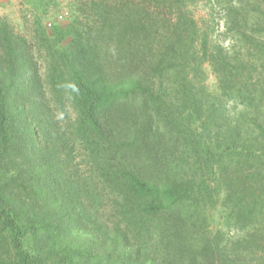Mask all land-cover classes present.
<instances>
[{
    "label": "trees",
    "instance_id": "16d2710c",
    "mask_svg": "<svg viewBox=\"0 0 264 264\" xmlns=\"http://www.w3.org/2000/svg\"><path fill=\"white\" fill-rule=\"evenodd\" d=\"M85 2L95 26L34 19L42 68L0 17V264H264V6Z\"/></svg>",
    "mask_w": 264,
    "mask_h": 264
},
{
    "label": "rangeland",
    "instance_id": "374dc122",
    "mask_svg": "<svg viewBox=\"0 0 264 264\" xmlns=\"http://www.w3.org/2000/svg\"><path fill=\"white\" fill-rule=\"evenodd\" d=\"M32 1L33 0H0V17H4L13 27L15 32H18L25 37L26 41L29 43V47L34 59L36 60L38 66L42 68L43 64L45 63L44 60L46 58V53L43 47L39 45V35H35V27L33 23L34 19L39 17L43 27L46 30H49L52 25L65 24L71 20L73 16L80 14L83 3H85L86 8H88L89 2H85L86 0H44L42 3V0H35L36 4L38 5V7L35 8ZM249 1L252 3L251 5L254 8L257 7L260 9V7L264 6V0ZM205 2L206 0H195V9L200 12L198 14L202 15V21L204 18L210 16L208 14L210 6ZM85 16V12L79 15V18L82 20V22L86 21ZM212 16L213 20H210V23H212L214 26V35H218L221 33L220 31L222 29L221 13L219 10H215ZM86 22H89V25L95 26V22L91 20V17H89ZM225 44H227V42ZM203 68V70H205L202 73L203 82L205 83V86L210 94L216 95L218 93V81L216 73L210 68V65L205 64ZM202 95L203 90L198 92L199 97H202ZM229 106L231 107V105ZM64 107L66 110V115L71 119L74 118L76 113L71 102L66 101ZM214 125L215 122L213 121L208 128H210V130H214ZM96 189L98 190L100 187H97ZM104 190H100L102 191V204L99 206V204L96 202L98 204L97 208L99 206V209L95 216H98L101 220L107 219L108 222H112L113 220L119 218L114 214V212L117 210V206L115 203H113L112 196H109V191L107 189ZM221 211L222 209L219 206L218 209L209 216V220H211L210 227H212L213 231L223 230L225 232V238L233 240L234 238L238 237L235 236L236 234L240 235L242 232L234 231V228L231 227V223L229 222V224H227L225 227V225H223L225 220L222 217ZM251 262L250 259L247 258V255H243V261H241L240 264H251Z\"/></svg>",
    "mask_w": 264,
    "mask_h": 264
}]
</instances>
